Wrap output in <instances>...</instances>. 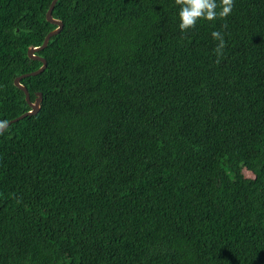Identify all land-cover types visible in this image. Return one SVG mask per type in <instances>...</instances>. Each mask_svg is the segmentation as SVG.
Wrapping results in <instances>:
<instances>
[{"label": "trees", "instance_id": "16d2710c", "mask_svg": "<svg viewBox=\"0 0 264 264\" xmlns=\"http://www.w3.org/2000/svg\"><path fill=\"white\" fill-rule=\"evenodd\" d=\"M52 1L0 0V122ZM178 11L56 1L20 80L40 109L0 132V264H264V0Z\"/></svg>", "mask_w": 264, "mask_h": 264}, {"label": "clouds", "instance_id": "9594fccd", "mask_svg": "<svg viewBox=\"0 0 264 264\" xmlns=\"http://www.w3.org/2000/svg\"><path fill=\"white\" fill-rule=\"evenodd\" d=\"M174 5L179 7L178 11V28L181 32L186 33L196 27L198 20L213 22L216 20L224 21L231 15L234 0H174ZM227 28V24L221 25ZM211 38L216 41L213 54L216 56L214 63L219 64L224 57L226 41L225 33L220 30L211 32ZM6 127V122H0V129Z\"/></svg>", "mask_w": 264, "mask_h": 264}, {"label": "water", "instance_id": "95a60500", "mask_svg": "<svg viewBox=\"0 0 264 264\" xmlns=\"http://www.w3.org/2000/svg\"><path fill=\"white\" fill-rule=\"evenodd\" d=\"M56 1H57V0H53V1L51 2L50 6H49V9H48V11L46 12V20H47V22H49L50 24L55 25L56 28H55L54 30H52L51 32H49V33L44 37V40H43L41 46H39V47H30V48H28V51H27V56H28L29 59H31V60H35V61H39V62L41 63L40 68H38V69H37L36 71H34V72H31V73H28V74H23V75H21V76H19V77H17V78L14 79V86H15L16 88H18L19 90H21V91L24 93L25 101H26L27 105L29 106L30 110L27 111V112H25V113H23L22 115L18 116L17 118H14V119L8 121V122L6 123V127H8L10 124L15 123V122H17V121H19V120H21V119L27 117V116H32V115L37 114V112H38L39 109H40V104H41V102H42V94H41L40 92L35 93L36 98H35V100H34L33 102H31V101H30V98H29L28 91H27V89H26V88L20 83V80H21L22 78H26V77H28V76H36V75H39V74L42 73V72L45 70V68H46V65H47V64H46L45 59H44V58H41V57H39V56H36L35 54H36L37 52H40L41 50H43V49L47 46V44H48V42H49V39H50L51 37H53L54 35H57V34L62 30V28H63V24H62V22L59 21V20H56V19H54V18L52 17V11H53V8H54V5H55ZM6 127H5V128H6ZM5 128H4V129H5ZM4 129H0V132L3 131Z\"/></svg>", "mask_w": 264, "mask_h": 264}]
</instances>
